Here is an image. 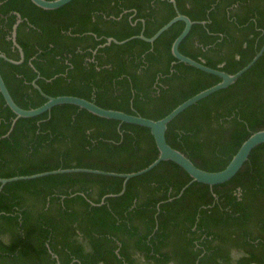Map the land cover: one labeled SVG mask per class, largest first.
Returning a JSON list of instances; mask_svg holds the SVG:
<instances>
[{
    "label": "trees",
    "instance_id": "16d2710c",
    "mask_svg": "<svg viewBox=\"0 0 264 264\" xmlns=\"http://www.w3.org/2000/svg\"><path fill=\"white\" fill-rule=\"evenodd\" d=\"M175 1L191 20L205 21L192 25L179 50L207 66L236 73L264 44V0ZM11 11L29 27L17 33L24 60L0 58V72L22 108L47 101L31 84L38 75L47 95H75L154 120L221 81L173 56L183 21L153 43L136 37L106 44L142 30L151 37L176 15L169 0H72L56 9L0 0V23H14ZM10 44L0 32V50L17 61ZM15 117L0 94V178L59 168L131 173L159 154L148 128L76 105ZM259 129L264 51L233 84L177 115L166 138L196 166L219 171ZM190 180L164 160L124 189L122 177L89 172L0 184V264H264V143L230 180L192 182L178 196Z\"/></svg>",
    "mask_w": 264,
    "mask_h": 264
},
{
    "label": "water",
    "instance_id": "95a60500",
    "mask_svg": "<svg viewBox=\"0 0 264 264\" xmlns=\"http://www.w3.org/2000/svg\"><path fill=\"white\" fill-rule=\"evenodd\" d=\"M35 5L43 8V9H56L59 8L72 0H31ZM175 10L176 15L171 18L167 23L161 26L151 37H146L143 34V30L139 35L131 36L129 38L123 40H117L113 37H109L106 44H110V42H114L116 44H124L127 41L133 38H140L147 42L153 43L164 31L170 28L175 22L183 21L185 26L180 34L174 39L171 46V52L173 56L180 62L189 64L199 70L204 72L214 74L221 78V81L214 84L211 87H208L200 92L196 93L192 97L186 99L178 106H176L173 110H171L167 115L164 117L154 120L148 117H144L140 114H131L127 113L122 110L111 109V108H104L99 106L94 100L86 99L83 97L75 96V95H59V96H50L45 94L41 89L35 84V87L47 98V101L44 102L42 105L36 108H29L25 109L20 107L15 100L13 99L10 91L8 90L5 81L0 72V94L2 95L5 104L16 114L14 121L19 117H34L44 112L50 111L54 106L62 105V104H72L76 105L79 108H83L88 110L89 112L103 118L118 120L121 123H130L139 126L146 127L150 130L153 138L155 140V144L158 148L159 154L158 157L151 162L148 166L131 173H118L112 171H103L98 169H91V168H59L44 172H39L30 175H19L13 176L9 178H0V184L4 185L7 182L21 180V179H32L37 177H42L50 174H57V173H70V172H89V173H96L102 175H109V176H118L124 179L123 181V189L128 182L129 179L144 174L158 165L161 161L170 160L176 164H178L181 168H183L188 175L191 177V180L181 189L178 196H180L183 191L192 183V182H200L203 184H207L209 186H214L217 184L224 183L231 178H233L242 166L249 160L250 154L254 148L259 146L260 144L264 143V129H259L255 132H252L240 145L237 152L232 156L231 160L228 164L219 171H208L196 166L193 161L186 156L180 150L172 147L166 138V132L168 129L169 123L181 112H183L188 107L192 106L193 104L197 103L198 101L202 100L203 98L221 90L227 88L231 84H233L240 76H242L250 67H252L258 58L262 55L264 51V44L261 49L256 53L253 59L248 62L243 68H241L236 73L230 74L223 70L212 68L207 66L201 61L195 60L183 53L179 50V45L182 40L188 35L191 27L195 23H204L203 21H194L191 20L187 15L181 13L178 8L175 0H169ZM18 16H20L18 14ZM15 28L13 30V44L17 47L20 51L21 60L24 58V54L22 48L18 44L15 39ZM104 46V45H102ZM0 58H4L14 64H18L20 61H15L13 59L8 58L4 53L0 52ZM13 121V122H14ZM121 190V193L123 192ZM250 264H258V263H250Z\"/></svg>",
    "mask_w": 264,
    "mask_h": 264
},
{
    "label": "flooded vegetation",
    "instance_id": "af4514ba",
    "mask_svg": "<svg viewBox=\"0 0 264 264\" xmlns=\"http://www.w3.org/2000/svg\"><path fill=\"white\" fill-rule=\"evenodd\" d=\"M11 13L12 14H15V16H16V18H15V21H14V23H12V24H8V25H6V22H3V23H0V32L4 35V38L7 40V42H10V41H12V45L10 44L9 46H10V49L13 51V52H17L18 54H19V59L17 60V61H20L21 60V55H20V51L17 49V47L16 46H14V44H13V40H12V37H13V30H14V28H15V30H16V32H15V39L17 40V33H18V28H19V26L21 25V24H23V22L25 21V19H23L22 17H21V15L20 16H18V13L17 12H15V11H11ZM1 16H4V18H6V16L5 15H1ZM9 23V22H8ZM23 25H25V30L26 31H28V29H29V27H26V23L25 24H23ZM25 38V34L23 35V39ZM0 52L1 53H4V52H2L1 50H0ZM93 52L94 53H96V49L95 50H93ZM5 54V53H4ZM6 55V54H5ZM24 60V58L19 62V63H21L22 61ZM41 76L40 75H38L36 78H34V80H32V82H31V84H34L36 81H37V79H39ZM38 90V89H37ZM40 92V91H39ZM73 240H75V241H77V242H82V238H72ZM83 243H85V241H83ZM86 248H88L87 246H86ZM236 252V250H232V253L233 254H236L235 252ZM140 254H137V257L139 256ZM74 261H76V259H74Z\"/></svg>",
    "mask_w": 264,
    "mask_h": 264
},
{
    "label": "crops",
    "instance_id": "0c3cea01",
    "mask_svg": "<svg viewBox=\"0 0 264 264\" xmlns=\"http://www.w3.org/2000/svg\"><path fill=\"white\" fill-rule=\"evenodd\" d=\"M204 23H201V24H205V21H203ZM198 23H200V22H198ZM35 84L41 89V87L35 82L34 84H32V86L37 90V88L35 87ZM37 91H39V90H37ZM41 91H43L42 89H41ZM42 94V93H41ZM43 95V94H42ZM44 96V95H43ZM116 252L118 253V250H116ZM50 253L52 254V256L54 257V258H58V256L54 253V252H52L51 250H50ZM119 254V253H118Z\"/></svg>",
    "mask_w": 264,
    "mask_h": 264
}]
</instances>
